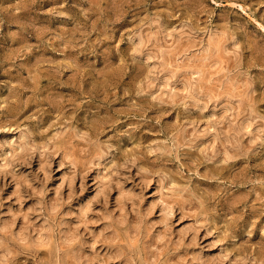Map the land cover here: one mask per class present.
Segmentation results:
<instances>
[{"label": "rangeland", "instance_id": "rangeland-1", "mask_svg": "<svg viewBox=\"0 0 264 264\" xmlns=\"http://www.w3.org/2000/svg\"><path fill=\"white\" fill-rule=\"evenodd\" d=\"M0 264H264V0H0Z\"/></svg>", "mask_w": 264, "mask_h": 264}]
</instances>
